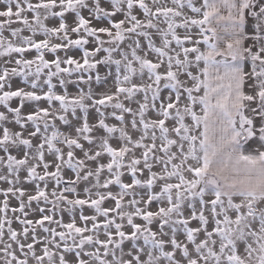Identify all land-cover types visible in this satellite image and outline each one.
<instances>
[{"label": "snow or ice", "instance_id": "snow-or-ice-1", "mask_svg": "<svg viewBox=\"0 0 264 264\" xmlns=\"http://www.w3.org/2000/svg\"><path fill=\"white\" fill-rule=\"evenodd\" d=\"M0 264H264V0H0Z\"/></svg>", "mask_w": 264, "mask_h": 264}]
</instances>
